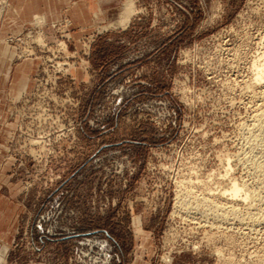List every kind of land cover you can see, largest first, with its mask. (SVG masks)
Segmentation results:
<instances>
[{
  "label": "rangeland",
  "instance_id": "obj_1",
  "mask_svg": "<svg viewBox=\"0 0 264 264\" xmlns=\"http://www.w3.org/2000/svg\"><path fill=\"white\" fill-rule=\"evenodd\" d=\"M130 1L0 0V264H264V0Z\"/></svg>",
  "mask_w": 264,
  "mask_h": 264
},
{
  "label": "bare ground",
  "instance_id": "obj_2",
  "mask_svg": "<svg viewBox=\"0 0 264 264\" xmlns=\"http://www.w3.org/2000/svg\"><path fill=\"white\" fill-rule=\"evenodd\" d=\"M130 1V0H129ZM127 2V1H126ZM124 8V7H123ZM122 10H124V12H123V16L121 17L124 21H126L127 22V20L129 19V17H130V15L131 14H133L132 12L134 11V8H133V4H132V2L130 1V2H127V4H126V6H125V8L124 9H122ZM122 12V11H121ZM136 12H138V11H136ZM119 19V24L121 23L120 21L122 20V19ZM37 20V19H36ZM40 20V19H39ZM38 21V20H37ZM118 22V21H117ZM126 22H125V24H126ZM124 23V22H123ZM39 25V24H38ZM121 25H123L122 23H121ZM124 26V25H123ZM263 37H264V35H262ZM262 37V39H264ZM37 41V40H36ZM264 46V45H263ZM264 51V50H263ZM261 54V53H260ZM261 55H263V58H259ZM260 56H257V58H259V59H255L254 60V58L252 59V63H251V66H252V68L254 69V71H252V72H254L253 73V76H254V81H253V83H256V82H264V53L263 54H261ZM252 69V70H253ZM253 78V77H252ZM263 92H264V90H263ZM255 156V155H254ZM253 156V157H254ZM261 163V162H260ZM264 165V164H263ZM260 166H262V165H260ZM264 168V167H263ZM260 169V168H259ZM264 170V169H263ZM229 190H230V194L231 195H233V196H235V195H238V193H239V191L241 190L239 187H238V185L235 183V182H233L232 184H231V186L229 187ZM248 195V193H246L245 194V192H244V197L243 198H246V196Z\"/></svg>",
  "mask_w": 264,
  "mask_h": 264
}]
</instances>
